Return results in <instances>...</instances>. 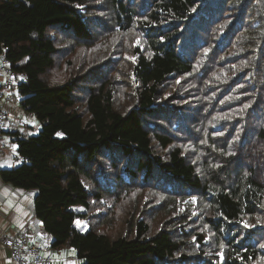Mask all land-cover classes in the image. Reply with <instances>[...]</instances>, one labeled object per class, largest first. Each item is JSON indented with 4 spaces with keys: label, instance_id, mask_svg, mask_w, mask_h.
<instances>
[{
    "label": "trees",
    "instance_id": "1",
    "mask_svg": "<svg viewBox=\"0 0 264 264\" xmlns=\"http://www.w3.org/2000/svg\"><path fill=\"white\" fill-rule=\"evenodd\" d=\"M0 52L40 123L0 174L53 248L264 264V0H0Z\"/></svg>",
    "mask_w": 264,
    "mask_h": 264
},
{
    "label": "crops",
    "instance_id": "2",
    "mask_svg": "<svg viewBox=\"0 0 264 264\" xmlns=\"http://www.w3.org/2000/svg\"><path fill=\"white\" fill-rule=\"evenodd\" d=\"M4 78V74L0 72V85ZM6 110L12 118L24 123L25 127L20 129L9 123L0 134L1 170L15 168L20 164L15 158L18 153L16 140L20 136L31 135L30 129L37 128V122L39 123L33 113L21 106L8 103ZM36 195V189L25 190L16 187L4 181L0 174V236L20 237L27 242H34L38 238L45 239L51 246V251L47 250L45 253L51 255L53 264H82L76 249L59 250L52 247L53 236L45 231L41 220L35 214ZM11 261V251L0 243V264H9Z\"/></svg>",
    "mask_w": 264,
    "mask_h": 264
},
{
    "label": "built area",
    "instance_id": "3",
    "mask_svg": "<svg viewBox=\"0 0 264 264\" xmlns=\"http://www.w3.org/2000/svg\"><path fill=\"white\" fill-rule=\"evenodd\" d=\"M0 72L5 76L0 85V134H2L9 123L20 129L25 127L24 123L18 122L8 114L6 104L23 107L22 100L25 94L21 90L20 83L26 80V75L14 69L10 60L2 52H0ZM15 158L20 164L24 162V158L19 153ZM0 243L12 253V261L9 264H53L51 255L45 253L47 250L51 251V246L45 239L38 238L34 242H27L20 237L11 238L2 235Z\"/></svg>",
    "mask_w": 264,
    "mask_h": 264
},
{
    "label": "rangeland",
    "instance_id": "4",
    "mask_svg": "<svg viewBox=\"0 0 264 264\" xmlns=\"http://www.w3.org/2000/svg\"><path fill=\"white\" fill-rule=\"evenodd\" d=\"M39 128V129H38ZM39 130H40V124L37 122V128H34V129H30V134L31 135H35V134H37L38 132H39ZM36 131V132H35ZM38 131V132H37ZM19 165V164H18ZM82 226V225H81ZM88 229V225L87 224H85L84 225V227H83V230L85 231V230H87Z\"/></svg>",
    "mask_w": 264,
    "mask_h": 264
},
{
    "label": "snow or ice",
    "instance_id": "5",
    "mask_svg": "<svg viewBox=\"0 0 264 264\" xmlns=\"http://www.w3.org/2000/svg\"><path fill=\"white\" fill-rule=\"evenodd\" d=\"M137 43H139V40H137ZM130 59H135V58L134 57H130ZM58 135H60V134L58 133ZM77 226H80V222L79 221H77ZM246 226H248V225H246ZM261 247H264V245H261Z\"/></svg>",
    "mask_w": 264,
    "mask_h": 264
}]
</instances>
